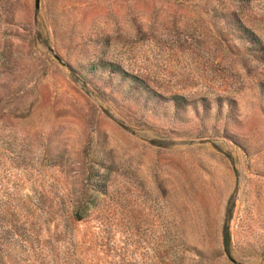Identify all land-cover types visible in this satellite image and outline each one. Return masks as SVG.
<instances>
[{
	"label": "rangeland",
	"instance_id": "374dc122",
	"mask_svg": "<svg viewBox=\"0 0 264 264\" xmlns=\"http://www.w3.org/2000/svg\"><path fill=\"white\" fill-rule=\"evenodd\" d=\"M0 264H264V0H0Z\"/></svg>",
	"mask_w": 264,
	"mask_h": 264
},
{
	"label": "water",
	"instance_id": "95a60500",
	"mask_svg": "<svg viewBox=\"0 0 264 264\" xmlns=\"http://www.w3.org/2000/svg\"><path fill=\"white\" fill-rule=\"evenodd\" d=\"M38 7V0H34V8L37 9Z\"/></svg>",
	"mask_w": 264,
	"mask_h": 264
},
{
	"label": "trees",
	"instance_id": "16d2710c",
	"mask_svg": "<svg viewBox=\"0 0 264 264\" xmlns=\"http://www.w3.org/2000/svg\"><path fill=\"white\" fill-rule=\"evenodd\" d=\"M78 217H80V215H77Z\"/></svg>",
	"mask_w": 264,
	"mask_h": 264
}]
</instances>
